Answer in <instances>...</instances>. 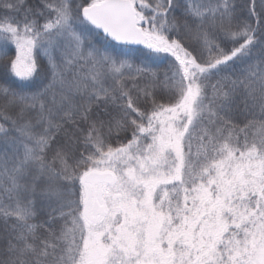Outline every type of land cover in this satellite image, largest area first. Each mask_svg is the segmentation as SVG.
I'll use <instances>...</instances> for the list:
<instances>
[{
  "label": "snow or ice",
  "instance_id": "obj_1",
  "mask_svg": "<svg viewBox=\"0 0 264 264\" xmlns=\"http://www.w3.org/2000/svg\"><path fill=\"white\" fill-rule=\"evenodd\" d=\"M0 264H264V0H0Z\"/></svg>",
  "mask_w": 264,
  "mask_h": 264
}]
</instances>
